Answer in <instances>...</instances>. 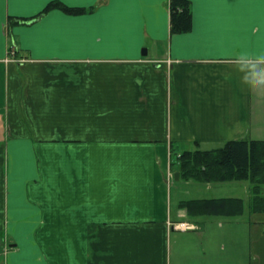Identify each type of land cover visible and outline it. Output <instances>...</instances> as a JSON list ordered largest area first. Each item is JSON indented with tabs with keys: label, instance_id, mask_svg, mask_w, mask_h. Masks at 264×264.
I'll list each match as a JSON object with an SVG mask.
<instances>
[{
	"label": "crops",
	"instance_id": "0c3cea01",
	"mask_svg": "<svg viewBox=\"0 0 264 264\" xmlns=\"http://www.w3.org/2000/svg\"><path fill=\"white\" fill-rule=\"evenodd\" d=\"M170 1L0 0V264H264L252 194L173 184L187 151L264 141V0H189L182 34ZM222 198L245 212L181 207Z\"/></svg>",
	"mask_w": 264,
	"mask_h": 264
},
{
	"label": "trees",
	"instance_id": "16d2710c",
	"mask_svg": "<svg viewBox=\"0 0 264 264\" xmlns=\"http://www.w3.org/2000/svg\"><path fill=\"white\" fill-rule=\"evenodd\" d=\"M80 14L83 9H70ZM192 30V11L189 0L170 1V31L172 34ZM180 176L183 180L203 183H221L248 180L252 183V209L264 211V141L235 140L212 150L187 151L179 157ZM190 216L220 215L235 217L245 212V201L240 198L185 201Z\"/></svg>",
	"mask_w": 264,
	"mask_h": 264
},
{
	"label": "rangeland",
	"instance_id": "374dc122",
	"mask_svg": "<svg viewBox=\"0 0 264 264\" xmlns=\"http://www.w3.org/2000/svg\"><path fill=\"white\" fill-rule=\"evenodd\" d=\"M221 183H225V182H221ZM173 184L176 186L180 185L181 189H182V194L186 197V198H192L194 197V194H191L189 195L188 194V187H190L191 185L187 184L186 181H184L183 179L180 180L179 182H173ZM191 184V183H190ZM229 186V185H227ZM251 187V182L248 181V180H243V181H234L229 187L227 188H230V190H225L223 191V194L224 195H227V192H228V195H234L235 197L238 196V197H242L246 200V202H249L250 198H251V194L249 192V188ZM230 191V192H229ZM185 192V193H184ZM222 195V194H221ZM214 220V219H213ZM184 229H186L184 227ZM236 230V229H235ZM231 235V232L230 234ZM223 234H219V237L222 238V240H224L226 242V235H224L223 237ZM233 237H234V233H233ZM230 238V237H229ZM228 241V240H227ZM221 245V244H220ZM229 245V244H228ZM230 247V246H229ZM231 251H234V249L230 248ZM236 249V248H235ZM229 250V249H228Z\"/></svg>",
	"mask_w": 264,
	"mask_h": 264
},
{
	"label": "clouds",
	"instance_id": "9594fccd",
	"mask_svg": "<svg viewBox=\"0 0 264 264\" xmlns=\"http://www.w3.org/2000/svg\"><path fill=\"white\" fill-rule=\"evenodd\" d=\"M260 60H264V56L258 57ZM245 84H251V82L248 79H245L243 81ZM261 85H264V79H257L255 83V87H260Z\"/></svg>",
	"mask_w": 264,
	"mask_h": 264
},
{
	"label": "built area",
	"instance_id": "2783aa9c",
	"mask_svg": "<svg viewBox=\"0 0 264 264\" xmlns=\"http://www.w3.org/2000/svg\"><path fill=\"white\" fill-rule=\"evenodd\" d=\"M181 226L183 228L185 227L186 229H190L192 227L190 224H187V223H183Z\"/></svg>",
	"mask_w": 264,
	"mask_h": 264
},
{
	"label": "water",
	"instance_id": "95a60500",
	"mask_svg": "<svg viewBox=\"0 0 264 264\" xmlns=\"http://www.w3.org/2000/svg\"><path fill=\"white\" fill-rule=\"evenodd\" d=\"M179 179H180V174L176 173V180H179Z\"/></svg>",
	"mask_w": 264,
	"mask_h": 264
}]
</instances>
